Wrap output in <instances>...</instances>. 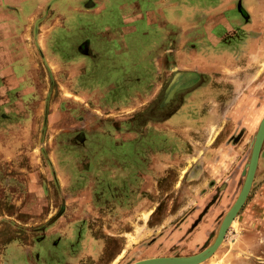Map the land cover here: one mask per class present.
Segmentation results:
<instances>
[{"label": "rangeland", "instance_id": "374dc122", "mask_svg": "<svg viewBox=\"0 0 264 264\" xmlns=\"http://www.w3.org/2000/svg\"><path fill=\"white\" fill-rule=\"evenodd\" d=\"M167 4L166 21H172L167 16L174 9L205 16L226 4L230 36L238 33L248 46L229 57L210 52L207 56L201 47L196 56H179L175 48L178 60H196L195 67L188 68L206 72L209 83L197 100L187 99L178 122L162 130L149 127L150 134L164 137L155 144H165L166 152H149L144 166L140 163L136 169L118 168L121 181L134 183L126 193L118 184L114 199L106 198L109 190L101 184L105 178L98 170L104 166L67 147V134L69 145L76 146L79 133L112 136L115 123L119 139L128 135L120 142L137 144L140 138L126 129L123 118L146 108L147 97L141 90L129 101H119L115 108L108 103L103 109L95 102L99 93L92 81L79 90L69 84L77 69L65 79L64 60L57 50L38 54L22 76L20 135L3 138L7 146L16 145V151L0 153V264H135L196 256L217 238L244 188L264 117V3L167 0ZM106 6L95 16L104 23L120 21V10ZM79 18L75 26L86 23ZM224 30L215 28L212 33L223 37ZM235 40L231 41L239 42ZM85 50L93 53L88 46ZM246 57L247 65L241 63ZM229 61L238 64L232 69ZM87 70V76L92 75ZM109 114H118L119 121L110 123ZM111 175L108 171L106 176ZM125 196L130 200H123ZM120 208L125 211L116 212ZM199 264H264V144L251 190L223 243Z\"/></svg>", "mask_w": 264, "mask_h": 264}, {"label": "crops", "instance_id": "0c3cea01", "mask_svg": "<svg viewBox=\"0 0 264 264\" xmlns=\"http://www.w3.org/2000/svg\"><path fill=\"white\" fill-rule=\"evenodd\" d=\"M261 1L264 3V0ZM148 2L147 0H0V153L6 149L16 151L17 148L16 145L7 146L3 138L15 139L20 135L21 117L17 106L21 103L20 90L23 73L31 69L34 59L38 54H43V51L53 52L58 46V48L61 47L58 50L62 55L64 40L67 38L85 39L87 35H80L89 32L87 26H93L97 31V36L104 43L112 42L113 39L117 40V46H110L112 43L108 45L109 49H116L115 53H108L111 62L107 65H112L111 69L104 68L106 66L104 61L98 63L95 71L97 73L99 71L109 72L112 79H114L113 75L119 73V70L113 71L114 65H120L119 69L128 67L133 71L135 64H138L143 54L141 51L142 44H144L143 33H148L155 28L163 27L161 29L163 34L166 30L173 31L176 44L174 50L176 48L180 56L183 54L196 56L201 47L207 56L211 53L212 55L227 54L229 57L233 52L234 55H238L243 48L248 46L246 41L241 46L240 42L231 41L235 39L242 41L243 39H240L238 33L230 36V28L225 23L227 18L225 13L230 10V7L226 4H219L213 12L206 11L205 16H199V14L197 16L192 9H186L185 14L171 9L173 17H169L170 12L167 17L172 21H166L165 11L167 7H170L167 0H157L153 4L151 2L148 4ZM107 3L120 10L121 14L118 16L120 21L104 23L95 16L102 15L107 9ZM175 3L174 1L170 4L175 5ZM76 14H83L87 16V19L79 18ZM158 15L163 16L164 19L158 20L156 18ZM76 17L85 20L86 23L84 24L83 21L75 26L76 19H78ZM167 24L172 26L173 30L168 29ZM127 26H132L139 35H128L132 30ZM19 27H21L20 32ZM215 28L225 29V35L223 37L214 35L212 32ZM246 34L245 31L243 35ZM221 43H225V46L220 47ZM252 44L250 41L249 47ZM89 47L93 50L90 54L103 59L104 52L101 47L98 49L90 41ZM146 55H149V52ZM75 58L76 60L78 58L79 64L88 63L86 58H81L78 54H75ZM25 59H27L28 68L25 67ZM241 63L247 65V57ZM237 64L233 65L232 61L228 63L231 66L229 68L232 69ZM22 67L24 69L21 72ZM136 70L138 71L135 69L134 72Z\"/></svg>", "mask_w": 264, "mask_h": 264}, {"label": "flooded vegetation", "instance_id": "af4514ba", "mask_svg": "<svg viewBox=\"0 0 264 264\" xmlns=\"http://www.w3.org/2000/svg\"><path fill=\"white\" fill-rule=\"evenodd\" d=\"M147 1L153 4V1ZM238 10L240 12L239 8ZM127 27L132 30L128 35H139L132 26ZM162 28L163 27L160 29L155 28L148 33H143L142 40L144 41V44H142L143 48H141V51H143L144 56L142 54L139 58V62L138 64H135L133 71L128 67L119 69L120 65H114L113 71L119 70V73L113 75L114 79L110 77L109 72H100L98 70L99 72L97 73L95 71L98 63L100 64L104 61L106 62L104 68L111 69L112 65H107V63L111 62L108 53L111 52L113 54L116 52V49H109L110 47L108 45L112 43L110 46H117V40L113 39L112 42L106 41L104 43L97 36L96 29L93 26H87V31L89 32L80 35H87L85 39L67 38L62 42V47H64V53L62 54V60H64L63 76L65 79L70 80L71 73H74L72 70H78V73L75 77L73 75V79L69 82L71 86L74 85L73 88L75 90H79L82 87H88L92 81L97 87V92L95 94L97 95L99 93V98L96 99L95 102L98 103L101 108L104 109L108 103L114 105L115 108V104L119 101H129L131 95L141 92V90L147 97V101L144 98V101L148 103L146 108L136 115L133 114L127 118H123V120L126 119L124 122L126 129L131 131L130 133L136 132L137 138H140V141L137 142V144L130 140H122V142H120L121 139H126L128 135L119 139L118 134L120 128L117 124L111 123L117 119L118 114H109V122L111 123V127H113L115 135L113 134L112 136H109L101 132L94 134L92 137H88L86 134L79 133L80 138L77 142L78 145L75 146L69 145L71 136H69L70 134H67V144H65L67 147L75 148L76 152L80 153L84 158L88 157L92 160L97 159L99 164L104 166L103 168L100 167L99 170L97 168V170L98 173L100 172V174H103L102 178H105L104 182L101 184L104 186L103 188H105V190H109V192L106 193V198L109 199H114V194H116L117 191L119 192L117 187L118 184L124 186H122L120 191L125 190L126 193L127 190L132 189L131 186H133L134 183L133 181L129 182L127 178H122L121 181L118 177V168L136 169L138 167L137 165L140 163L144 166V158L148 159L149 152H157L158 154H164L166 152L165 144H155L159 143L161 140H165L163 139L164 137L161 133H158V135L150 134L149 127L157 125L158 129L162 130L161 128L165 125H168L171 122L172 124L178 122V118L181 117V111L184 106H186L187 99L189 98L193 101L197 100L196 96L199 95L209 83L206 72L188 68L189 66L195 67L196 60L194 61L192 59L183 61L180 58L179 61L177 59L178 55L174 50L176 45L174 36L171 35L168 30L163 34L161 30ZM240 39H243L242 41H239L240 46L247 41L245 38ZM89 41L93 46L95 44L98 49L101 47L104 52L103 59L97 57L95 54H90L89 51L85 50L87 46L89 47ZM60 48L56 46L58 52V49ZM148 52L149 55H146ZM75 54H78L81 58H86L88 63H86V65L79 64L77 61L78 58L77 60L75 58ZM87 68L90 69L92 75L88 74L89 76H87ZM135 69H138V71L136 70L134 72ZM167 71L170 72L168 77L166 76ZM186 73H196L198 79H195L194 81L188 80L184 77V74ZM90 76L92 80L90 79ZM155 77H157L156 81H154ZM197 103L198 102H196L195 106ZM116 121L119 120L117 119ZM144 129H146V132H143ZM112 170L114 172H112ZM108 171L110 174L114 173V175L107 177L106 175ZM112 186L115 188H112ZM132 194L133 191L129 196L131 197ZM142 195L144 194L142 193ZM118 199L119 198L116 200ZM123 200L128 201L130 199L125 196ZM122 211H125V209L120 208L116 210V212Z\"/></svg>", "mask_w": 264, "mask_h": 264}, {"label": "water", "instance_id": "95a60500", "mask_svg": "<svg viewBox=\"0 0 264 264\" xmlns=\"http://www.w3.org/2000/svg\"><path fill=\"white\" fill-rule=\"evenodd\" d=\"M184 77H186L188 80H193V81L195 79L196 80L198 79V75L196 73H186L184 74ZM263 144H264V117L261 121L260 127L255 137L252 156H251L244 188L240 196L238 197L237 201L235 202V205L233 206V208L230 210L227 217L225 218L217 238L207 250H205L199 255L191 256V257L152 258L137 262L135 264H199L209 259L223 243L228 229L230 228L234 218L237 216L240 208L244 204L251 190L255 178V174L258 168Z\"/></svg>", "mask_w": 264, "mask_h": 264}]
</instances>
